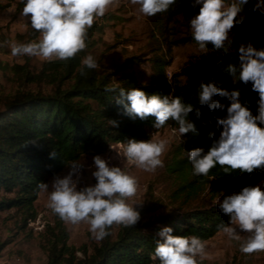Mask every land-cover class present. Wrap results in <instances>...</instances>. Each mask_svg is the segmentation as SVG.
Listing matches in <instances>:
<instances>
[{"label": "trees", "instance_id": "16d2710c", "mask_svg": "<svg viewBox=\"0 0 264 264\" xmlns=\"http://www.w3.org/2000/svg\"><path fill=\"white\" fill-rule=\"evenodd\" d=\"M24 2L16 1L17 14L23 10ZM8 6L9 3L0 4V8ZM192 9V0H176L165 13L175 18ZM110 19L113 17L109 14L94 23L87 34V48L74 59L44 61L36 69H31L28 62L10 65L0 60V66L5 71L11 70L18 84L14 94L0 96V211L15 209L21 212L24 226L30 219L37 218L35 203L41 191L38 187L40 183H48L51 177L85 153L99 155L108 149L110 143L122 142L126 145L131 139H151L152 133L157 130L153 127L154 118L141 120L126 115L122 105L116 102L120 88L126 91L137 88L148 95L161 97H180L182 102L199 109V117L195 111L189 114L196 130L183 135L184 142L167 165L169 173L180 176L192 170L187 153L195 148H204L207 152L212 139H218L222 131L218 119L226 116V109L210 110L199 105L197 90L202 81L215 82L218 87L229 91L239 89L241 102L247 104L253 115L258 114V93L252 90L251 84H233L226 71L229 64L238 63L239 45L227 55L209 45L198 58L171 76L166 69L169 63L166 57H151L149 61L154 72L146 83L137 81L133 74L119 73L141 61L136 55L128 58L115 72L85 68L87 74L82 76V61L88 49L95 44L93 36L96 32H103L105 23ZM17 38L26 43L37 42L40 33L31 27L29 20L25 31L17 33ZM7 39L8 35L0 27V43ZM186 40L194 39L190 35ZM248 42L257 49L264 48V20L247 33L242 43ZM106 87L116 91L106 92ZM214 99L229 105L227 98ZM110 120L117 121L118 126L111 125ZM165 125L178 129L172 120ZM54 151L55 157L51 155ZM207 177L215 179V186H225L233 194L246 186H256L264 179V171L257 170L249 175L237 170L231 175H224L217 165ZM261 188L264 190V186ZM220 202L210 207H196L156 217L151 215L155 207H146L138 210L141 219L135 226L125 228L114 225L103 241L91 245L85 243L80 247L70 243L65 222L54 214L53 221L39 231V244L47 254L46 264H159L158 259L151 258L156 241L160 239L159 232L164 227H171L173 235L196 236L204 241L219 231L218 226L229 222V217L219 209ZM6 244L0 243V252Z\"/></svg>", "mask_w": 264, "mask_h": 264}, {"label": "clouds", "instance_id": "9594fccd", "mask_svg": "<svg viewBox=\"0 0 264 264\" xmlns=\"http://www.w3.org/2000/svg\"><path fill=\"white\" fill-rule=\"evenodd\" d=\"M119 3L120 0H25L21 15L30 19L31 27L40 33V39L27 44L10 43L11 55L37 57L48 62L74 59L87 48L89 29ZM128 3L135 6L140 15L153 17L167 12L176 0H128ZM248 3L249 0H192L193 7L200 6L199 13L190 20L192 36L199 49L206 51L211 45L225 55L230 53L233 47L229 34L236 24L243 22L244 17L239 14ZM252 10L264 14V0H256ZM238 53V63L229 64L226 71L233 84H251L252 90L258 93V114L253 115L247 104L241 102L239 89L229 91L215 82L202 81L197 90L199 105L210 110L226 109V116L218 119L222 131L218 139H212L207 152L204 148H195L187 153L195 176L207 177L217 165L224 175L237 170L249 175L257 170L264 171V48L257 49L251 42L241 43ZM98 67L94 57L88 55L82 61L80 74H87L85 68L94 70ZM105 91L116 89L106 87ZM214 97L227 98L229 105ZM116 102L133 119L154 118L155 129L162 128L169 120L174 121L181 137L196 130L189 114L195 111L197 117L201 115L199 109L182 102L180 97L148 95L137 88L127 91L120 88ZM109 123L118 126L115 120ZM167 151L166 139H131L126 143L123 155L136 168L154 173L164 166L163 157ZM51 155L55 157V151ZM67 167L70 170L66 175L55 176L50 184L42 182L38 185L43 191H48L51 186L48 207L62 221L73 225L88 224L97 242L109 236V229L114 225L128 228L139 222L140 212L136 205L129 203L138 191L135 177L121 167L110 166L106 159L96 155L93 165L89 166L96 182L80 187L85 164L73 161ZM218 206L229 217V224L218 226L219 230L237 242L242 240L241 233L247 234L240 243L244 254L264 252V190L261 186H246L225 196ZM172 233L171 227H164L159 232L153 260L158 259L159 264H199L204 259L205 243L199 237Z\"/></svg>", "mask_w": 264, "mask_h": 264}, {"label": "rangeland", "instance_id": "374dc122", "mask_svg": "<svg viewBox=\"0 0 264 264\" xmlns=\"http://www.w3.org/2000/svg\"><path fill=\"white\" fill-rule=\"evenodd\" d=\"M16 1L0 0V4H10L6 8H0V27L8 35V39L0 43V60L10 65L28 62L31 69L40 68L45 61L41 58L11 55L10 43L27 44L23 39L17 38V33H23L30 20L21 15L22 11L18 14L15 12ZM255 3L256 0H249L239 14L244 20L236 24L229 34L232 47L240 45L247 33L264 20V14L259 15L252 10ZM199 7L196 6L175 18L168 17L165 12L145 17L140 15L128 0H120L117 6L110 8L106 13L113 19L105 23L103 32L94 34L95 44L88 49L85 58L92 55L99 65V70L115 72L128 58L136 55L141 61L119 73L133 74L137 81L146 83L154 72L149 59L164 56L169 60L166 69L171 76L205 52L199 49L195 40H186L192 35L190 20L199 13ZM17 88L13 72L9 69L5 71L0 66V96L12 95ZM151 139L168 141V151L163 157L164 166L154 173L144 172L134 164L128 163L123 155L126 145L122 142L110 143L108 149L99 154L110 166L121 167L137 179V194L129 201L136 205L137 210L154 206L155 210L151 211V215L156 217L159 214L179 213L196 207H210L223 200L225 196L231 195L225 186H215L214 178L195 176L192 170L185 176L167 171V165L176 154L179 145L184 142V137L180 136L178 130L164 125L152 133ZM183 154L185 155L186 151ZM94 156L96 155L85 153L76 160L85 164L80 187L96 182L89 171ZM67 166L57 175H66L70 170ZM55 176L51 177L47 184H50ZM190 182L192 185H189ZM257 185L264 186V179ZM50 192V185L48 191H40L35 203L37 218L30 219L26 226L23 225L21 212L15 209L0 211V243L7 242L0 252V264L47 263V254L39 244L38 233L44 229L46 223L53 221L54 213L48 207ZM65 224L70 233L71 244L80 247L85 243L91 245L97 242L93 239L88 224ZM228 224L229 222L226 225ZM240 235L242 240L237 242L230 240L227 234L220 230L215 232L203 241L205 256L199 264H264V252L252 254L241 252L240 243L247 238V234Z\"/></svg>", "mask_w": 264, "mask_h": 264}, {"label": "built area", "instance_id": "2783aa9c", "mask_svg": "<svg viewBox=\"0 0 264 264\" xmlns=\"http://www.w3.org/2000/svg\"><path fill=\"white\" fill-rule=\"evenodd\" d=\"M101 156V155H100Z\"/></svg>", "mask_w": 264, "mask_h": 264}]
</instances>
